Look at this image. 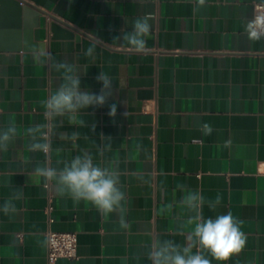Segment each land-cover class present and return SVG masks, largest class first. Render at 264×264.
Masks as SVG:
<instances>
[{
    "label": "crops",
    "instance_id": "crops-1",
    "mask_svg": "<svg viewBox=\"0 0 264 264\" xmlns=\"http://www.w3.org/2000/svg\"><path fill=\"white\" fill-rule=\"evenodd\" d=\"M24 1L40 11L26 48L21 23L0 3V129L17 128L0 152V205L23 194L15 213L0 212V264H46L47 230L77 233V257L55 264H151L154 241L186 243L180 201L188 189L205 197L206 219L231 212L246 237L225 262L205 252L211 264H264V33L252 24L264 0ZM138 17L150 24L141 50L113 40ZM52 18L77 37L54 35ZM59 62L81 70L82 91L99 93L96 76L108 74V103L48 117L43 102L62 82ZM37 124L47 153L30 150L26 130ZM83 153L118 172L127 227L119 214L102 217L35 174ZM218 194L221 204L210 209Z\"/></svg>",
    "mask_w": 264,
    "mask_h": 264
},
{
    "label": "clouds",
    "instance_id": "clouds-1",
    "mask_svg": "<svg viewBox=\"0 0 264 264\" xmlns=\"http://www.w3.org/2000/svg\"><path fill=\"white\" fill-rule=\"evenodd\" d=\"M203 4L204 0H200ZM150 31L147 18H136L132 22V30L126 35L114 36V41L125 39L137 50L145 45V36ZM254 36L257 34L254 32ZM95 48L89 47L86 55L92 57ZM57 71L62 70V82L43 102L46 115L50 118L73 115L89 107H103L113 95V80L103 72L96 76V80L102 87L99 93L81 90L80 69L66 62L55 65ZM117 104L109 105L108 115L115 117ZM44 125H34L26 130L30 138V150L47 153L50 145L45 139ZM210 132L208 125H204ZM78 134H73V139ZM17 137V128L9 124L0 129V152L7 151L9 145ZM103 137V134L101 135ZM105 138V137H103ZM109 141L110 137L106 138ZM108 147H111L109 144ZM35 174L42 178L44 186L50 184L55 188L57 195L68 196L74 201L90 203L102 217H108L114 213L119 214L121 227H127L124 220L126 212V194L121 190L120 177L114 168L102 167L94 163L89 153L75 156L70 161L63 162L62 168L49 166H37ZM181 191L185 186L181 184ZM22 192H15L0 205V212L5 215L16 212L15 200L22 198ZM222 197L218 194L214 200H208L210 209L221 204ZM182 204L188 211L186 221L181 225L180 235H184L187 229L186 243L181 245L174 240H156L150 246L147 259L151 264H211L204 255L209 253L216 261L225 262L232 254L239 253L246 243L245 234L240 229V221L231 212L217 215L214 219L205 218L203 206L205 197L196 190L188 189L181 199ZM195 250V251H194Z\"/></svg>",
    "mask_w": 264,
    "mask_h": 264
},
{
    "label": "built area",
    "instance_id": "built-area-1",
    "mask_svg": "<svg viewBox=\"0 0 264 264\" xmlns=\"http://www.w3.org/2000/svg\"><path fill=\"white\" fill-rule=\"evenodd\" d=\"M252 22L255 32L264 33V2L254 4ZM75 257H77L75 231H46V264H55L58 258Z\"/></svg>",
    "mask_w": 264,
    "mask_h": 264
},
{
    "label": "water",
    "instance_id": "water-1",
    "mask_svg": "<svg viewBox=\"0 0 264 264\" xmlns=\"http://www.w3.org/2000/svg\"><path fill=\"white\" fill-rule=\"evenodd\" d=\"M3 6H7L11 12L12 17L16 21V25L22 27L23 38H24V48L31 47L32 38V28L38 26L40 21L38 17L40 16V11L35 9L33 6L24 2L23 0H0ZM49 29L58 36H68L77 37L69 26L58 20L57 18H52L48 22Z\"/></svg>",
    "mask_w": 264,
    "mask_h": 264
}]
</instances>
